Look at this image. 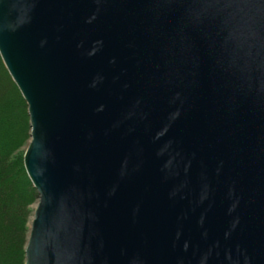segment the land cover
Listing matches in <instances>:
<instances>
[{
  "label": "water",
  "instance_id": "95a60500",
  "mask_svg": "<svg viewBox=\"0 0 264 264\" xmlns=\"http://www.w3.org/2000/svg\"><path fill=\"white\" fill-rule=\"evenodd\" d=\"M0 60L25 264H264V0H0Z\"/></svg>",
  "mask_w": 264,
  "mask_h": 264
},
{
  "label": "trees",
  "instance_id": "16d2710c",
  "mask_svg": "<svg viewBox=\"0 0 264 264\" xmlns=\"http://www.w3.org/2000/svg\"><path fill=\"white\" fill-rule=\"evenodd\" d=\"M29 132L26 104L0 60V264H25L37 196L18 150Z\"/></svg>",
  "mask_w": 264,
  "mask_h": 264
},
{
  "label": "rangeland",
  "instance_id": "374dc122",
  "mask_svg": "<svg viewBox=\"0 0 264 264\" xmlns=\"http://www.w3.org/2000/svg\"><path fill=\"white\" fill-rule=\"evenodd\" d=\"M29 140H30V138H29V139H28V140L22 145V147L18 150V151H19L18 153H19L20 155L23 156L24 150H25L26 146L28 145ZM32 207H35V203L32 204Z\"/></svg>",
  "mask_w": 264,
  "mask_h": 264
}]
</instances>
